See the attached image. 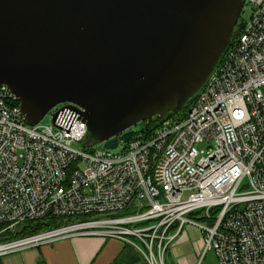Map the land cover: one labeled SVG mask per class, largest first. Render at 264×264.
<instances>
[{"label":"built area","instance_id":"obj_1","mask_svg":"<svg viewBox=\"0 0 264 264\" xmlns=\"http://www.w3.org/2000/svg\"><path fill=\"white\" fill-rule=\"evenodd\" d=\"M245 5L251 15L240 17L238 39L185 116L165 120L148 138L118 135L117 154L106 141L86 150L84 108L59 104L49 124L33 126L19 98L0 86V256L98 236L166 264L172 243L193 225L204 231L195 264L211 249L220 264H264V0ZM49 214L71 221L15 237Z\"/></svg>","mask_w":264,"mask_h":264},{"label":"water","instance_id":"obj_2","mask_svg":"<svg viewBox=\"0 0 264 264\" xmlns=\"http://www.w3.org/2000/svg\"><path fill=\"white\" fill-rule=\"evenodd\" d=\"M245 0H0V86L28 124L71 102L85 145L115 149L196 97L232 43ZM57 113L54 114L56 120Z\"/></svg>","mask_w":264,"mask_h":264},{"label":"crops","instance_id":"obj_3","mask_svg":"<svg viewBox=\"0 0 264 264\" xmlns=\"http://www.w3.org/2000/svg\"><path fill=\"white\" fill-rule=\"evenodd\" d=\"M198 256L191 259L195 264ZM179 264L185 262L179 259ZM0 264H149L132 246L115 238L79 236L0 256Z\"/></svg>","mask_w":264,"mask_h":264},{"label":"rangeland","instance_id":"obj_4","mask_svg":"<svg viewBox=\"0 0 264 264\" xmlns=\"http://www.w3.org/2000/svg\"><path fill=\"white\" fill-rule=\"evenodd\" d=\"M251 15V8L249 5H245L243 12L241 14L242 18H249ZM51 122V114H48L42 121L43 125L49 124ZM144 124L139 123L133 127L136 132L142 131ZM75 148L82 149V143H75ZM122 145L119 148L112 150V153H120L122 151ZM200 150H205L208 148L207 143H200L198 145ZM94 149H103L101 144H94L86 148L87 151H93ZM199 224H203V221L197 220ZM204 250V231L198 226L186 225L182 234L174 241L168 251L166 257V264H179V259H184L183 264H192L191 259L194 256L200 257ZM204 264H220L219 259L216 255L215 250L211 249L207 252Z\"/></svg>","mask_w":264,"mask_h":264},{"label":"trees","instance_id":"obj_5","mask_svg":"<svg viewBox=\"0 0 264 264\" xmlns=\"http://www.w3.org/2000/svg\"><path fill=\"white\" fill-rule=\"evenodd\" d=\"M243 24L244 23L242 21H240L239 24L237 25L231 45L238 39L239 34L242 30ZM194 99H195V97L188 102L187 108L185 110H182L176 114L169 113L167 119H170V118L181 119L183 116H185L186 110L189 108L190 104L192 103V101ZM162 123H163L162 120L155 118L154 121L150 124L148 130H146L145 129V123L143 122L144 128L140 132L146 138H148ZM85 142H86V140H85ZM70 221H71V218L56 217V216H52L51 214H49V215H47L41 219L28 221L27 223L22 225L19 228L18 232L16 233L15 237H23V236L33 235V234H36V233H39L42 231L51 230V229L60 227L62 225L68 224V223H70Z\"/></svg>","mask_w":264,"mask_h":264}]
</instances>
